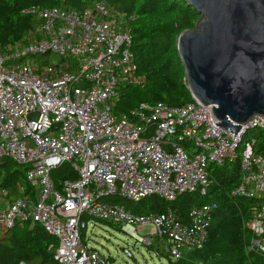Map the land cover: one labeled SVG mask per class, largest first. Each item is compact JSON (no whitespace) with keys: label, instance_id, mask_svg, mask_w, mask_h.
Returning a JSON list of instances; mask_svg holds the SVG:
<instances>
[{"label":"built area","instance_id":"built-area-1","mask_svg":"<svg viewBox=\"0 0 264 264\" xmlns=\"http://www.w3.org/2000/svg\"><path fill=\"white\" fill-rule=\"evenodd\" d=\"M38 19L20 42L0 48V160L26 168L36 199L9 197L0 187V234L17 221H32L57 241V264H109L81 236L87 220L117 226L135 242L151 246L150 236L178 259L201 249L214 202L193 206L186 222L171 210L134 214L107 202L121 197L138 203L156 195L205 196L207 167L237 158V146L249 129H264L254 117L234 136L217 125L210 106L192 99L180 106L141 104L129 117L113 108L124 86H141L132 52L133 17L97 2L83 11L32 6ZM60 60L49 64L47 56ZM68 163L76 174L57 189L51 172ZM241 178L232 196L264 198V157L247 143L240 158ZM145 226L151 229L138 235ZM250 248L264 254V204L255 202L245 222ZM123 253L132 258L129 249Z\"/></svg>","mask_w":264,"mask_h":264},{"label":"trees","instance_id":"trees-1","mask_svg":"<svg viewBox=\"0 0 264 264\" xmlns=\"http://www.w3.org/2000/svg\"><path fill=\"white\" fill-rule=\"evenodd\" d=\"M97 2H104L114 10L134 18L129 26L132 52L137 74L146 78L141 86L122 87L113 113L123 118L138 110L141 104L180 106L191 102L177 52V39L182 32L194 27L199 15L183 0H0V48L20 42L38 24L36 17L24 13L32 6L83 11L92 8ZM250 142L253 152L264 157V129L247 130L237 146V158L234 161L220 166L208 165L210 184L205 196L185 193L178 195L174 201H166L153 195L138 203L115 197L107 202L120 205L134 214L171 209L184 222L191 207L214 202L218 208L203 247L185 250L176 260H171L166 252L168 263L264 264V254L250 248L252 235L245 226L255 202L264 204V198L255 201L231 195L240 182L242 151ZM25 172L24 166L10 159L0 160V187L8 189L9 197L18 198L21 197L17 187L20 185L24 190L22 196L35 200L37 192L26 181ZM50 176L57 189L63 181L76 178L68 163L53 170ZM56 247V239L39 224L17 221L11 229L0 234V264H57L53 259ZM155 251L162 256L160 249Z\"/></svg>","mask_w":264,"mask_h":264},{"label":"water","instance_id":"water-1","mask_svg":"<svg viewBox=\"0 0 264 264\" xmlns=\"http://www.w3.org/2000/svg\"><path fill=\"white\" fill-rule=\"evenodd\" d=\"M199 15L177 39L192 99L237 136L264 118V0H183Z\"/></svg>","mask_w":264,"mask_h":264},{"label":"rangeland","instance_id":"rangeland-1","mask_svg":"<svg viewBox=\"0 0 264 264\" xmlns=\"http://www.w3.org/2000/svg\"><path fill=\"white\" fill-rule=\"evenodd\" d=\"M47 59L49 64L60 60L55 54L48 55ZM87 222V228L81 230L84 243L108 258L109 264H169L165 257L166 244L155 240L154 236L149 235L151 246H145L135 242L129 235L113 225L95 220H87ZM150 229L149 226H145L142 231H138V235L144 236ZM124 248L130 250L132 258H128L123 253ZM157 248L161 250L162 256L156 253ZM170 258L173 260L171 256Z\"/></svg>","mask_w":264,"mask_h":264}]
</instances>
